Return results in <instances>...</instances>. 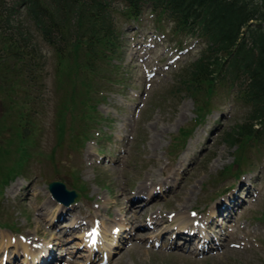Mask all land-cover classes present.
Masks as SVG:
<instances>
[{"label":"rangeland","instance_id":"1","mask_svg":"<svg viewBox=\"0 0 264 264\" xmlns=\"http://www.w3.org/2000/svg\"><path fill=\"white\" fill-rule=\"evenodd\" d=\"M119 21L122 46L110 70L117 68L107 70L114 80L86 100L97 119L79 118L83 108L66 111L68 126L93 125L78 150L69 132L58 145L57 125L61 102L81 104L86 89H61L54 50L24 19L43 80H0V144L19 140L16 112L24 106L38 141L1 198L0 264H264V143L251 140L240 166L241 150L225 139L248 120V108L234 87L216 84L210 94L204 86L196 97L183 90L181 73L206 45L200 37L174 32V22L148 8ZM238 170L246 173L237 178ZM55 180L81 196L60 203L48 187Z\"/></svg>","mask_w":264,"mask_h":264},{"label":"trees","instance_id":"2","mask_svg":"<svg viewBox=\"0 0 264 264\" xmlns=\"http://www.w3.org/2000/svg\"><path fill=\"white\" fill-rule=\"evenodd\" d=\"M118 3L125 7L120 8ZM145 8L174 22V32L198 36L206 43L200 56L180 75L183 90L196 97L195 92L204 86L210 94L216 84L234 87L236 100L248 108V120L237 124L225 137L229 145L241 150L234 160L241 166L245 161L242 150L250 141L264 143V0H0V41L4 46L0 49V80L42 82L44 63L34 32L24 19L32 22L34 31L54 50L61 89L76 92L78 85L86 89L81 104L74 98L61 102V124L57 125L58 145H63L61 141L69 132L70 146L79 150L93 125L80 130L68 126L66 111L83 108L79 118L97 119L96 113L91 116L85 109L92 106L86 100L102 80L110 84L114 80L107 70L115 69L112 65L110 70L111 61L121 51L119 15L138 19ZM5 86L0 83V90ZM102 97L100 93L95 101ZM24 108L16 112L19 140L6 141L7 146L0 144V202L6 185L27 170L33 158L29 147L38 141L37 135L32 137L36 122ZM199 115L195 121L202 117ZM189 134L186 130L182 137L176 136L174 145L179 140L184 143ZM241 173L238 170L236 176Z\"/></svg>","mask_w":264,"mask_h":264},{"label":"water","instance_id":"3","mask_svg":"<svg viewBox=\"0 0 264 264\" xmlns=\"http://www.w3.org/2000/svg\"><path fill=\"white\" fill-rule=\"evenodd\" d=\"M49 190L54 197L66 204H70L77 197V192L75 190H68L65 183L59 180L50 182Z\"/></svg>","mask_w":264,"mask_h":264},{"label":"bare ground","instance_id":"4","mask_svg":"<svg viewBox=\"0 0 264 264\" xmlns=\"http://www.w3.org/2000/svg\"><path fill=\"white\" fill-rule=\"evenodd\" d=\"M153 184H155L154 182H153ZM152 183H151V185H153ZM159 185V184H158ZM160 185H162V184H160ZM150 185H148V183L146 182V184L145 185H141V188H145V189H147L148 187H149ZM153 186H156V184L155 185H153ZM152 186V187H153ZM153 189H154V187H153ZM147 190H149V188L147 189ZM146 190V191H147ZM151 196V195H150ZM149 197V196H148ZM140 200L141 199H138V201L140 202ZM137 201V202H138ZM206 227H203V230L205 229ZM184 229V228H183ZM203 238H205L206 239V235L204 234V236H202ZM186 240H188V239H186ZM48 255V253L46 254V256ZM50 257V256H49ZM43 259H45V258H43ZM52 259V257L51 258H49V260H51ZM46 260V259H45Z\"/></svg>","mask_w":264,"mask_h":264}]
</instances>
